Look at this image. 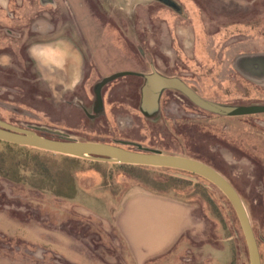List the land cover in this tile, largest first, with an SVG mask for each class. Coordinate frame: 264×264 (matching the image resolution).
Wrapping results in <instances>:
<instances>
[{"label":"rangeland","instance_id":"obj_1","mask_svg":"<svg viewBox=\"0 0 264 264\" xmlns=\"http://www.w3.org/2000/svg\"><path fill=\"white\" fill-rule=\"evenodd\" d=\"M15 1L14 26L0 22V121L47 139L159 151L209 165L241 197L264 264V113L219 116L179 92L164 91L150 114L141 98L146 77L158 70L209 102L264 106V80L252 81L244 72L249 58L264 56V0ZM158 1L174 3L178 12ZM26 4L32 12H25ZM182 11L186 20L175 14ZM66 30L81 35L59 46L82 47L75 87H62L57 66L43 60L46 45L57 47ZM109 61L111 67L101 65ZM113 76L101 90L105 113L97 116L92 91ZM0 159L10 160L23 180L0 182V213L10 220L0 216V227L14 235L0 240V253L33 256L32 264H135L116 224L131 198L149 194L183 207L189 221L173 246L144 264H250L234 209L199 176L168 168L130 169L2 141ZM43 177L50 191L32 187L31 181Z\"/></svg>","mask_w":264,"mask_h":264},{"label":"water","instance_id":"obj_2","mask_svg":"<svg viewBox=\"0 0 264 264\" xmlns=\"http://www.w3.org/2000/svg\"><path fill=\"white\" fill-rule=\"evenodd\" d=\"M247 61L249 65H252V58ZM167 89L182 93L199 108L219 116L236 117L264 113V106L232 107L209 102L201 98L180 79L167 78L156 73L146 77V83L143 87L145 98H143L142 108H147L150 114L156 112L159 96ZM0 141L77 159L120 165L168 168L199 176L213 184L227 198L234 209L242 230L250 264H261L256 237L241 197L223 175L203 162L187 157L164 155L159 151H131L104 143L76 142L71 139L63 141L47 139L31 131L17 128L1 121Z\"/></svg>","mask_w":264,"mask_h":264},{"label":"crops","instance_id":"obj_3","mask_svg":"<svg viewBox=\"0 0 264 264\" xmlns=\"http://www.w3.org/2000/svg\"><path fill=\"white\" fill-rule=\"evenodd\" d=\"M0 182L5 185H11L6 180ZM40 209L45 211V214L49 211L46 208ZM0 216L3 217V220L8 219L5 213H0ZM9 216L12 217V214ZM45 220L48 221V218H45L42 222ZM188 221L187 211L178 204L157 196L140 194L127 202L120 214V221L118 227L116 224V228L131 253L135 264H144L147 260L158 256V254L173 246L185 231ZM39 228L43 231L42 227ZM3 230L4 228L0 227V240H14V235L8 234L7 236ZM60 234L65 235L64 233ZM24 241L28 242V245H33L26 239ZM41 241L38 242V245L44 242L43 240ZM32 259L36 260L33 256L28 258L17 254L0 253V264H32L34 262Z\"/></svg>","mask_w":264,"mask_h":264},{"label":"flooded vegetation","instance_id":"obj_4","mask_svg":"<svg viewBox=\"0 0 264 264\" xmlns=\"http://www.w3.org/2000/svg\"><path fill=\"white\" fill-rule=\"evenodd\" d=\"M3 1H5V5H4V3L2 4V2H0V22L2 23V25L4 27L9 26L10 28H12L14 26V23H15L16 17H17V15H16L17 7L15 5L16 1L15 0H3ZM158 2H163V4L166 5L165 7L169 8L172 11L174 10L173 7H172L174 3L173 4H168V3L164 2V1H158ZM43 4H48V2H43ZM32 9H33L32 5H27V4L25 5V12H28V11L32 12ZM176 10H177V8H176ZM176 10H174V11L178 12ZM175 14H176V16L178 15L179 17L184 18V20H186V18H187V16H183V11L179 12V13H175ZM105 16H106V13H105ZM24 18L27 19V18H29V16L24 15ZM62 22L64 23V21H62ZM4 32L5 33L7 32V34L11 33L9 30H4ZM79 33H77V31H75V30L73 32L67 31V30L63 31V32H61L59 34L60 35L59 36L60 40L57 43V47H54L53 45H46L47 53H46V55L43 56V60L45 61L46 64H49V65L53 64V65L57 66L56 69H58V81L60 82L62 87H65V83L69 87H71V86L75 87L77 85V83L80 81V78H81L82 65H83V63H82L83 58H82V51H81L82 47L81 48L78 47V45L76 43H71V42L67 43L66 42L67 43V45H66L67 47H65L64 49H59L61 41H66V39L70 40V38H72V39L79 38V37H81V35H79ZM193 33H194V31H193ZM255 33H256V28H255V26L252 25V41H254V42H255V39H253V37H254ZM262 40H263V43H264V39H262ZM194 46H195V44H193V47ZM191 51L193 52V54H192V56H193L194 55V48H192ZM68 52H70V54H69L70 57L62 58V56L65 53H68ZM257 52L258 51L256 49L255 50L253 49L252 50V55L253 54H257ZM262 53H264V51L263 52L261 51V54ZM172 54H173L174 57H176V51H174ZM105 59L108 60V58H105ZM109 60H110V58H109ZM110 62L111 61L107 62V64L101 63V65L103 67L106 66V65L110 66L111 65ZM193 62H192V60H189V63L188 62H185V63H186V66H188V68L191 69V66L193 65ZM250 66L252 67V69L250 68ZM250 66L248 68H246L244 72L246 74H248L250 77H252V81L264 80V56H262L260 58L253 57L252 58V65H250ZM157 72H159V71L157 70L155 73L157 74ZM158 75L161 76V74H159V73H158ZM114 77H116V76H113V77H110V78H105V80H103V81H105L104 84L100 87L101 83L103 82L102 81L101 83L97 84L94 87L93 91H92V93H93V97L92 98H94V106H93L92 109L94 111L96 110L97 116H102L105 113V106L103 105V99H102L103 96H102V93H101L102 87H105V85H107L108 83L112 82L111 80H113ZM143 80H145V79H143ZM106 81H110V82L106 83ZM184 84L187 85L188 87H191L187 83H184ZM75 89L76 88H74V90ZM164 91H175V92H178L176 90H169V89L164 90ZM180 94L182 95L183 98H187L182 93H180ZM141 95H142L141 98H145L144 95H143V91H142ZM162 97L164 98L163 94H161L159 96V98H162ZM201 98H203V97H201ZM257 114H259V113H257ZM1 122H3V121H1ZM4 123H6V122H4ZM6 124H8V123H6ZM8 125H11V124H8ZM11 126H14V125H11ZM14 127H16V126H14ZM17 128H19V127H17ZM109 145H111V144H109ZM112 145H114V144H112ZM115 146L122 147L120 145H115ZM122 148L126 149L125 147H122ZM126 150H129V149H126Z\"/></svg>","mask_w":264,"mask_h":264},{"label":"trees","instance_id":"obj_5","mask_svg":"<svg viewBox=\"0 0 264 264\" xmlns=\"http://www.w3.org/2000/svg\"><path fill=\"white\" fill-rule=\"evenodd\" d=\"M5 144L11 145V144H8V143H5ZM13 146L18 147L17 145H13ZM6 163H10V160L4 161L3 159H0V178H4V180H6V181H8V182H10L12 184L20 183L21 181H23L22 178L19 176L18 170L16 169L15 165L13 166L12 165L13 163L12 164L10 163V164L6 165ZM42 166L45 167L46 165L43 164ZM13 167H15V168H13ZM120 167H127V168H130V169L148 168V167H143V166H132V165H120ZM4 168H5V170H4ZM180 172L195 176L194 174H191V173H188V172H184V171H180ZM172 181L176 182V184H178V185H181V184L185 183L182 180H172ZM44 182H46V181L44 180V177H43V180L41 178H39V179H37L35 181H31V185H32L33 188H40L41 187L43 189H48ZM169 187H171L170 184L166 185L165 189H168ZM56 192H58V191L56 190Z\"/></svg>","mask_w":264,"mask_h":264}]
</instances>
